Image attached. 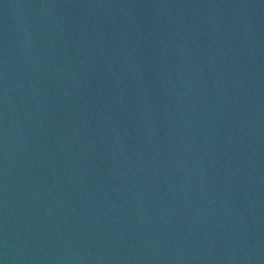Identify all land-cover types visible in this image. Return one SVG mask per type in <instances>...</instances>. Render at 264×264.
I'll return each mask as SVG.
<instances>
[{
  "label": "water",
  "instance_id": "1",
  "mask_svg": "<svg viewBox=\"0 0 264 264\" xmlns=\"http://www.w3.org/2000/svg\"><path fill=\"white\" fill-rule=\"evenodd\" d=\"M0 264H264V0H0Z\"/></svg>",
  "mask_w": 264,
  "mask_h": 264
}]
</instances>
